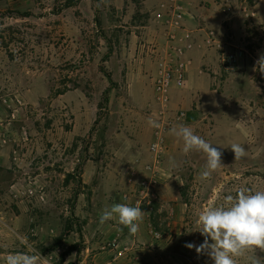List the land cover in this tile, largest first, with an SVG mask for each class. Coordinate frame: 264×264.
<instances>
[{"label":"rangeland","instance_id":"1","mask_svg":"<svg viewBox=\"0 0 264 264\" xmlns=\"http://www.w3.org/2000/svg\"><path fill=\"white\" fill-rule=\"evenodd\" d=\"M65 1L0 0V264L31 248L41 254L39 264L104 261L96 255L101 246L115 247L100 217L115 195L136 192L127 166L136 165L137 146L153 130L152 79L165 41L154 14L168 0H72L70 7ZM231 2L234 11L222 15L221 0H181L194 21L190 28H200L201 39L211 32L224 45L195 39L185 87L171 95V117L164 119L168 179L161 185L185 204L175 232L181 231L133 264H214L195 246L205 239L199 213L215 189L223 185L218 204L241 186L264 191V73L258 64L264 25L257 23V4L249 17ZM211 12L221 20L218 29L205 24ZM224 50L236 51L231 69L222 61ZM192 108L194 122L178 117ZM181 124L222 153V166L207 180L200 178L206 154H185L182 138L171 131ZM232 143L246 155L234 160ZM160 213L158 223L167 228L168 213ZM235 259L264 264V250Z\"/></svg>","mask_w":264,"mask_h":264},{"label":"clouds","instance_id":"2","mask_svg":"<svg viewBox=\"0 0 264 264\" xmlns=\"http://www.w3.org/2000/svg\"><path fill=\"white\" fill-rule=\"evenodd\" d=\"M258 64L259 71L264 73V58H261ZM148 123L152 127H160L159 123L151 118ZM171 131L175 136L182 138L185 154L191 151H202L206 154L207 163L200 173L202 180L209 179L212 173L222 166L221 151L195 134L191 127L181 124L178 129L173 128ZM230 146L234 160L246 155V150L241 144L232 143ZM222 191L223 185L218 186L199 213L198 223L201 227L198 230L205 239L202 244L195 246V251L198 254L206 253L214 264H237L235 258L243 255L246 250H264V191L253 192L250 188L241 186L235 195L224 196L223 202L218 204ZM114 217L120 225L128 228L130 234L135 235L139 231L140 222L143 221L144 211L139 204L129 206L116 203L103 211L100 223L103 224ZM26 239L23 238L21 243H25ZM185 246L189 249L194 247L191 243ZM4 260L5 264H39L41 254L31 248V254H8ZM252 264L256 262L253 261Z\"/></svg>","mask_w":264,"mask_h":264},{"label":"built area","instance_id":"3","mask_svg":"<svg viewBox=\"0 0 264 264\" xmlns=\"http://www.w3.org/2000/svg\"><path fill=\"white\" fill-rule=\"evenodd\" d=\"M222 9L226 14L234 11V4L231 0H221ZM258 0H237V4L249 17H254L255 7ZM252 5V6H251ZM155 19L160 23V33L164 37L163 48L158 54L156 70L152 79L154 88V105L157 107L151 119L156 120L160 127H153L151 140L137 146L139 154L135 166L128 167L127 179L130 185L136 186L133 194L137 196L133 206H143V199L146 196L154 195L156 189L168 179L164 173V156L168 149L165 144L164 132L169 125L165 123V115L171 117L169 103L171 95L185 87L189 52L192 50L195 39L201 40L205 45L216 46L223 50L224 43L216 41L212 33L207 32L201 39L200 28H190L187 24L185 9L181 0H168L162 2L155 11ZM199 46V44H197ZM222 61L226 69H231L236 62V51H223ZM186 112H180L178 117L185 118ZM1 135V132H0ZM165 170V169H164ZM136 182V185H135ZM149 233L154 240L161 238V233L154 226L150 225ZM58 250V249H56ZM53 264V263H49Z\"/></svg>","mask_w":264,"mask_h":264},{"label":"crops","instance_id":"4","mask_svg":"<svg viewBox=\"0 0 264 264\" xmlns=\"http://www.w3.org/2000/svg\"><path fill=\"white\" fill-rule=\"evenodd\" d=\"M209 1L211 2V0ZM257 7H258L257 23L259 25H264V0H258ZM188 9L190 8L188 7ZM219 11H222L221 6ZM222 15H225V13L222 12ZM186 19L189 27L194 26L192 15L191 16L188 15ZM205 19H206L205 24H207L208 27L213 26L218 29L217 24L221 20L219 21V16L217 15V12L209 13V16L207 15ZM197 55L200 56V51L197 52ZM187 101L189 104L192 103L190 100H186L185 102L187 103ZM151 138H152V132L148 140H151ZM138 153L141 155L144 154V153H140L139 151ZM161 186H159L156 189L154 195L152 196L148 195L146 196L145 199L142 200L143 206L141 207V210L144 211V217H143V221L140 222L139 224V231L135 235L130 234L128 228L124 227L123 225H120L115 217L101 224V227L103 228L105 227V224L106 226L111 227L113 231L111 238H114L113 246L115 248L111 249L110 247L106 246L107 244H103L101 248L105 250L102 252H98L96 255H99L100 257L104 258V261H98L99 263H97L96 255H95V257L93 258V261L95 263L97 264H121V263L133 264L134 262L136 263L137 259L139 258L141 259V255L143 254V252L147 254L146 253L147 248L150 249L152 248L153 254H155V252L163 244H165L166 236L169 235L170 232L172 233V231L175 232V230H177L179 224H181L179 223L181 221V215L183 214V212H185V204L182 202L179 194H174L172 196H168L167 194H164V190L166 189V186L164 185ZM135 198H137V196L135 195L127 194L125 196L124 194L123 195L119 194V195H115L112 198V202L110 204L114 205L116 203H122V204H127L129 206H133ZM161 211H165L168 213L169 221L167 222V228H165L162 221L160 222V225L158 223V221L161 220L160 218ZM175 212H176L175 215L176 218H173L174 214L172 213ZM150 223L153 224V226L156 229L158 228L157 230H159V232L161 233L160 239L154 240L150 235L149 233ZM160 227L162 228L160 229ZM180 231L181 230L175 232V234H179ZM104 237L109 238L108 241H111L110 240L111 238L109 236L105 235ZM84 262L85 261L83 262L81 261L80 264Z\"/></svg>","mask_w":264,"mask_h":264},{"label":"trees","instance_id":"5","mask_svg":"<svg viewBox=\"0 0 264 264\" xmlns=\"http://www.w3.org/2000/svg\"><path fill=\"white\" fill-rule=\"evenodd\" d=\"M71 1L72 0H66L64 6L65 7H70L71 5H73V2H71ZM17 13H18V15L20 17H24L26 15L25 13H20V12H17ZM196 116H197V112H196V110L194 108H192L190 110H187L186 113H185L184 122L192 123L196 119ZM182 196L185 197V193L184 192L182 193Z\"/></svg>","mask_w":264,"mask_h":264}]
</instances>
